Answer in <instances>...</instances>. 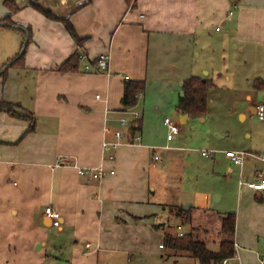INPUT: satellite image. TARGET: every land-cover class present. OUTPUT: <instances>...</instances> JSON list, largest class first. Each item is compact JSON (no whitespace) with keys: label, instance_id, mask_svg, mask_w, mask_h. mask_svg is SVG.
Here are the masks:
<instances>
[{"label":"crops","instance_id":"0c3cea01","mask_svg":"<svg viewBox=\"0 0 264 264\" xmlns=\"http://www.w3.org/2000/svg\"><path fill=\"white\" fill-rule=\"evenodd\" d=\"M86 1L38 2L56 17L70 21L84 39L77 46L60 22L26 7V0H16L23 9L12 20L29 27L31 38L24 66L11 70L4 83L0 79V100L18 103V113L34 119V131L26 132L28 120L0 112V249L8 253L13 252L17 237L29 241L25 248L29 249L30 240L36 250L45 247V229L50 230L43 215L46 207L61 215L60 228L50 232L72 240L71 247L68 243L62 246L64 256L71 259L68 264H98L100 256L131 254L153 234L152 229L163 242L171 225V205L220 218L208 211L217 196L211 200L208 192H195L186 204L178 200V183L174 200L155 201L156 177L172 168L176 159L189 165L188 155L170 153L191 152L176 150V144L186 140V124L192 120L176 110L183 97L182 83L198 77L214 84L208 93L207 112L216 95L231 97L236 107L246 105L238 115L241 120L247 114L256 116L255 107L264 105V0H131L130 5L125 0H92L85 5ZM7 14L5 7L0 8V19ZM0 40L4 41L0 44L1 67L19 53L22 36L16 29L1 27ZM76 50L89 62L106 54L107 70L86 73L82 61L76 72L60 71V65ZM125 80L145 82L144 92L129 109L121 105ZM256 81L259 88L254 87ZM128 111L139 114L140 131L133 136L129 131L134 120L127 130L119 127V119ZM167 117L179 125L178 135L170 142L163 123ZM116 130L127 132L126 139L115 151L104 152L102 142L110 141ZM232 152L246 153L244 163L264 165L260 160L264 147L261 152ZM207 153L210 158L215 151ZM225 153L224 165L231 173ZM244 163L238 166L239 181H252L256 173H263L254 169L251 178L244 179ZM74 167H101L106 175L99 181L89 180ZM240 190L250 200L251 214L245 220L238 212L235 215V255L222 264H260L264 258V193ZM31 226L36 230L33 239L22 233ZM180 229L176 236L182 234ZM160 245V251H167L166 259L160 257L164 261L198 264Z\"/></svg>","mask_w":264,"mask_h":264},{"label":"rangeland","instance_id":"374dc122","mask_svg":"<svg viewBox=\"0 0 264 264\" xmlns=\"http://www.w3.org/2000/svg\"><path fill=\"white\" fill-rule=\"evenodd\" d=\"M2 2L0 0V8H4ZM3 42L0 40V44ZM13 69L7 70L6 77L0 78L2 79L1 82L7 78ZM226 87L233 89V86L227 84ZM208 107L210 109L202 118H193L186 124V140L176 144V150L180 148L190 149L191 152L182 153L175 150L170 152L173 156L180 155V153L183 156L188 155L189 165H185L181 158L174 160L172 168L166 172L163 171L162 167L158 168L160 172L163 171L164 173L156 177L155 190L157 194L155 201L170 202L171 199L174 200L178 183L177 197L179 201L188 204L195 192L206 191L211 195V200H214V195L217 196L216 201H211L208 211L219 215L234 213L236 216L238 212L240 217L245 220L247 213L250 211V200L247 197L243 198L242 193L245 192L239 188L238 166L231 165L232 172L228 173L223 157L228 149L232 151L261 152L264 147V122L259 121L256 116L251 114H247V117L241 120L238 115L245 110L246 105L234 106L233 100L229 96L224 98H219L218 95L214 96ZM163 116L162 114L161 120ZM167 116L172 121H177L171 115L167 114ZM249 134L250 138L246 137ZM201 151H215V154L211 155L210 158H204L200 155ZM254 169L262 170L261 176L264 178V165H255L254 167L253 163L248 160L243 166L244 179L251 178ZM175 202L177 201L175 200ZM168 213L171 225L166 228L165 233H167V236H175L177 228L180 227L182 235L192 233L194 238L205 242L208 250L212 252L218 250V244L222 240L219 234L220 219L218 216L206 213L195 214L191 209L186 212L187 214H181V212H178L177 207L172 205L169 206ZM249 213L251 214V212ZM40 228L42 230L43 227ZM52 230L51 228L50 230L45 229L47 243L41 250H36V244L32 240H30L29 249L25 248L29 241L17 237L11 254L6 249H0V264H68L71 259L64 256L65 252L62 246L68 243L71 247L72 240L66 235V237L61 238L54 236L50 232ZM35 231L31 226L26 227L22 233L29 234L28 237L33 239V232ZM151 231L153 234L147 236L141 243L142 245H136L134 252L131 254L119 256L118 258L116 257L118 255L100 256L98 264H173L171 258L167 262L160 258L162 256L166 259L167 251L158 249V245L163 244L162 236L158 235V232H155L154 229ZM59 247L62 250L57 251ZM181 254L189 256L186 253ZM7 256L9 258H6ZM179 264L185 263L180 262Z\"/></svg>","mask_w":264,"mask_h":264},{"label":"trees","instance_id":"16d2710c","mask_svg":"<svg viewBox=\"0 0 264 264\" xmlns=\"http://www.w3.org/2000/svg\"><path fill=\"white\" fill-rule=\"evenodd\" d=\"M40 0H26V7L33 9L41 14L44 18L60 22L64 29L68 32L75 44L81 45L84 39H81L76 34L74 27L68 19H61L56 17L51 11L43 9L39 6ZM92 0H87L85 5L91 3ZM128 5L131 4V0H125ZM3 6L8 10V14L0 19V28L16 29L22 36L21 49L12 58L8 59L1 67L5 69L0 78H5L7 70L10 68H22L24 66L25 51L30 38L31 29L22 25H18L13 22L12 16L17 14L23 9L20 7L16 0H3ZM6 25V26H4ZM79 50H76L69 58L60 65V71L64 72H76L80 64L78 59ZM259 82L254 83V87H258ZM214 88V84L210 80H203L198 77H190L182 83L181 92L183 97L179 100L176 110L181 115H187L190 118H202L207 113V99L208 93ZM259 88V87H258ZM145 90L144 81H131L125 80L123 83V95L121 98V105L124 109L134 107L137 103L138 96ZM21 109L18 103H10L5 100H0V112H5L11 116H15L20 119L28 120L29 127L27 133L34 131V119L29 114H20L18 111ZM140 131V121L134 120L130 127V135ZM181 214H187L183 207L177 208ZM219 234L222 240L218 244V250L212 252L207 249L205 242L194 238L192 233H188L181 236H167L163 238L162 247H167L175 252L186 253L193 258L198 264H221L224 260H228L234 257V234H235V222L236 217L234 213H226L220 218Z\"/></svg>","mask_w":264,"mask_h":264},{"label":"built area","instance_id":"2783aa9c","mask_svg":"<svg viewBox=\"0 0 264 264\" xmlns=\"http://www.w3.org/2000/svg\"><path fill=\"white\" fill-rule=\"evenodd\" d=\"M78 59L80 60V62H85L83 71L86 73H102L105 72L108 68V56L106 54H101L93 59V61L89 62L87 61V57L81 53L79 54ZM255 115L259 121L264 122V105H258L255 107ZM138 117L139 114L135 111H128L123 113V116L118 121L119 127L127 130L130 126V120H136ZM163 123L167 128L166 141L170 142L175 138V136L178 135L179 125L173 123L169 118H165L163 120ZM127 134V132H123L122 130H116L112 132V139L110 141L104 140L102 142V150L104 152L115 151L122 145L123 141L127 137ZM134 140L137 141L138 138L135 137ZM201 156L207 158L209 157V154L207 152H202ZM225 156L229 159L232 165L242 166L246 158V153L228 151L225 153ZM154 159L157 160L156 157H154ZM260 160L264 162V156L261 157ZM74 168L76 169V172L79 176L87 178L89 180L99 181L106 175V171L101 167L95 169H82L77 167ZM109 173L113 174V172ZM238 185L240 189H247L264 193V180L259 173H256L255 179L252 181H244L241 179ZM43 215L49 220L50 228L54 230H58L60 228L61 215L57 210L53 209L52 207H46L43 211ZM181 235L182 234H180L179 236ZM160 247L162 248V245H160ZM85 248H89V246L86 245ZM222 263L225 262L223 261ZM260 264H264V258L260 260Z\"/></svg>","mask_w":264,"mask_h":264},{"label":"water","instance_id":"95a60500","mask_svg":"<svg viewBox=\"0 0 264 264\" xmlns=\"http://www.w3.org/2000/svg\"><path fill=\"white\" fill-rule=\"evenodd\" d=\"M4 26H6V25H4ZM16 29H17V28H16ZM23 51H25V48H23ZM4 70H5V69H2V70L0 71V74H1ZM182 96H183V95H182ZM182 118H184L185 120H187V117H186V116H183ZM184 210L187 211V210H188V207H185Z\"/></svg>","mask_w":264,"mask_h":264}]
</instances>
